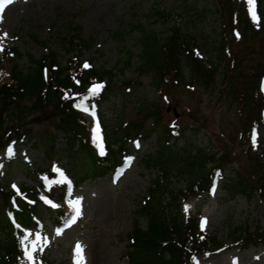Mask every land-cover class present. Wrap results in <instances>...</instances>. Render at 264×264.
I'll return each mask as SVG.
<instances>
[{
	"label": "rangeland",
	"instance_id": "rangeland-1",
	"mask_svg": "<svg viewBox=\"0 0 264 264\" xmlns=\"http://www.w3.org/2000/svg\"><path fill=\"white\" fill-rule=\"evenodd\" d=\"M221 1L209 0V5L214 9H205L201 13L192 11L190 15L183 13L180 0H13L11 5L5 7L3 15L0 16L2 46L7 50L15 48L21 54L17 64L22 70H30L31 66L27 60L29 55L32 59H38L48 54V51L53 53L61 66L68 67L70 61L77 62L83 70L115 69L114 83L106 85L104 89V96L107 95L105 100L99 106L89 103L90 112L80 109L88 126L96 119L95 113L100 112L101 121L105 126L102 128L104 135L111 140L121 139L124 134L131 133V123L141 124V134L148 132L153 120L143 114L150 109L151 104L154 105L152 109L159 110L157 130L147 138L110 143L111 150L124 146L132 155L129 169L118 177L116 182L107 174L95 180H84L74 186L73 191L69 188L68 180L60 177L59 172L48 180H45L41 173L52 165L50 163L57 162L58 166L66 164L56 153L64 143L61 134L54 131V118L50 117L47 111L41 110L16 120V123L1 117L0 188L8 190L19 185H40L43 186V191L52 194L53 200L60 195L66 204L68 202L67 205H74L80 212L69 227L63 228L56 223L54 212H50L46 207L37 209L36 214L42 221L23 239L20 249L22 257H29L31 254V264H77L80 259L76 251L77 244L83 249V264H128L124 258L128 242L126 235H129L135 222L140 228H144L145 221L138 217L136 212L142 199L146 198L151 181L162 176L159 169L168 171L165 182L175 190L184 187L187 179V176L180 174V169L193 168L188 166L189 162L179 163L175 159L164 161L155 172H145L140 168L143 155L152 153L158 144H165L162 133L168 129L167 126L174 127L175 135L177 132L180 134L179 139L172 136L170 143L177 141L180 148L190 152L205 146L209 148V153L214 154L213 164H220L222 168L220 180L216 181L215 188L209 194L190 197L185 195L179 200L183 216L198 218L203 235L214 236L220 246H228L216 253L199 255L197 264H264V242L241 250L229 245L226 230V224L229 222L233 227H249L250 231L254 226H264V204L255 193L246 200L238 194L227 195L222 188L223 180L230 174V168L244 167L243 164L247 167V145L240 137L242 135L244 139L246 136L247 130L244 133L242 130L248 127L247 123L252 116L264 108V100L261 98L263 106L258 102L253 104L252 101L251 104L246 102V105L244 100L241 107L236 94L234 99H231L223 63L214 71L207 69L210 72L204 73L207 78L204 86L186 78L184 83L175 84L171 77H167L161 87L155 90L151 85L152 78L156 76L153 67L138 74L135 71L139 65V48L136 44L138 35L132 31V27L138 23L149 27L153 25L155 31L161 33L171 21L178 24L180 22L185 30L192 33L194 41L188 42L190 46L197 44L202 48V45H208L210 39H214V34H218L220 30L224 31L226 44L233 49L235 55L249 52L252 56L251 59L245 57L246 61L241 63L240 70H250V73L255 75V66L258 75L256 80L259 81L261 75L264 77V37L252 33L242 44L240 39H232L231 42V27H236L241 33L243 30L239 24L232 23L229 27L227 6L231 1ZM200 4L201 2L197 3V6ZM153 8L165 10L166 20L163 18L154 21L148 18L147 15H150ZM215 8L220 13L219 27L213 13ZM73 26L80 28V39L90 41L89 49H81L75 44L72 50L67 52L61 45L63 39L71 37L70 29ZM118 33L122 34L121 41L116 39ZM32 37L44 44L33 42ZM3 51H0V67L3 69L0 71V84L7 82V57ZM127 52L131 53L130 67L119 73ZM206 57L204 53L201 59L207 65ZM85 64L89 67L85 68ZM260 87L261 93L264 94V81ZM8 127L13 129L11 136L25 131L26 138L22 137L17 142L2 147L5 140L11 137L4 136V128ZM15 127L18 128L16 134ZM51 144L54 152L49 151ZM228 152L231 153V158L228 157ZM222 155L226 158L217 159ZM77 161V171L84 169V157L80 156ZM65 168L69 169V166L66 165ZM70 176L77 183L74 174ZM48 205L52 207V204ZM185 205L189 206L187 212ZM1 208L3 207L0 201ZM204 220L207 223L202 230Z\"/></svg>",
	"mask_w": 264,
	"mask_h": 264
},
{
	"label": "trees",
	"instance_id": "trees-1",
	"mask_svg": "<svg viewBox=\"0 0 264 264\" xmlns=\"http://www.w3.org/2000/svg\"><path fill=\"white\" fill-rule=\"evenodd\" d=\"M230 1L231 3L227 6L229 27L234 21L241 26L243 33L240 32V43L242 44L243 40L252 33L264 37V0L256 1V15L259 18V23L247 18L245 4L238 0ZM199 2L201 4L197 6ZM180 4L183 13H188V15L192 11L201 13L205 9H214L209 5V0H180ZM213 13L216 17L217 27H219L220 13L216 8ZM147 16L154 21L163 18L166 20L165 10L158 8H153L150 15ZM221 24L224 29L223 23ZM79 31L78 26H73L70 29L71 39L62 40L61 45L68 50L67 52L71 51L75 44L79 45L81 49H89L90 41L80 39L78 37ZM132 31L138 35L136 44L139 48L137 56L139 65L135 70L136 74L153 67L156 76L152 78L151 85L155 90L161 87V83L167 77H171L175 84L184 83L186 78L195 80L199 85L204 86L207 81L204 73L211 69L214 71L220 63H223L224 74L229 81L228 91L231 99H234L236 94V99L241 107L246 102L247 104L258 102L263 106L264 103H261V97L258 93L255 66L253 68L255 75L251 74L250 70H244L245 72L240 70V65L246 59L245 57L251 59L252 56L248 54L249 52L235 55L233 49L226 44L224 31L221 32L220 30L218 34H214V39H210L208 45H202V48L197 44L188 45V42L194 41V38L191 36L192 33L185 30L180 22L178 24L170 21L166 30L161 33L155 31L153 25L149 27L139 23L132 27ZM230 32L232 33V27ZM193 34L198 33L193 32ZM121 38V33L116 34V39L121 41ZM232 39L235 41L231 35V42ZM31 40L37 44H44L35 37H32ZM201 49L204 50L205 57L207 55L209 69L194 53L196 50L199 54H204ZM4 54L7 57L5 59L8 68L7 75H5L7 82L0 84V126L2 116L7 121L16 123V120L28 117L37 111H47L49 116L54 118L55 133L61 134L64 143V146L56 153L59 154V158L66 161L62 168L64 172L70 175L74 174V179L77 181L76 185L84 180L102 178L120 164L122 157L128 154V149L124 146H119L115 150L108 149L107 147L111 142L122 141L124 143L126 140L144 139L157 130L159 110L157 108L152 109L151 107L154 105L151 104L150 109L143 114L144 117H150L153 120L152 127L148 132L145 131L141 134L143 132L141 131V124L131 123L129 125L132 129L131 133L124 134L123 138L111 140L109 137H104L107 141L106 149L108 151L104 157H96L93 143L88 137L84 122L80 115L75 112L74 106L80 101L87 104L93 98L94 95L85 90L86 86L91 83L104 82L107 83L106 85L114 83L115 69L83 70L77 62L75 64L70 61H68V67L61 66L58 65L53 53L48 51V54L38 59H32L30 55H27L31 67L30 70L24 71L17 64L21 54L15 48L10 49L9 53L4 52ZM256 55L260 56L259 53ZM130 58L131 53L127 52L118 70L119 73L130 67ZM117 64L119 65V63ZM2 70L0 67V71ZM73 92L78 93L77 98L71 96L70 93ZM105 93L101 92L97 95L98 103L105 100L107 96H104ZM261 109L249 120L248 127L242 130V133L247 130L244 139L242 135L240 137L247 145L245 155H247L246 160L249 165L247 164L246 167L243 164L246 168H230V174L223 180L222 188L227 195L238 194L246 200H249L255 193L259 201L264 204V134L261 131L258 132L257 147L251 146L248 142L250 127L258 129L261 123ZM102 125L105 128L103 121ZM14 130H16V134L18 128L15 127ZM13 133L12 128H4L6 138ZM25 134L23 131V133L11 137L18 138L25 136ZM162 136L164 142H168V144H158L152 153L143 155L140 159V168L145 172L148 170L155 172L164 161L169 159H175L181 163L187 161L189 162L188 166L193 168L180 169V174L187 176V179H185L184 187L175 190L165 182L168 171L159 169L162 176L155 177L151 181L147 199L142 201L136 212L138 217L144 219L145 226L142 229L135 222L129 235H126L128 243L125 257L128 264H190V256L220 248V243L214 236L207 237L200 232L198 233L196 218L191 215L183 217L179 206V200L183 199L185 195L190 197L207 193L211 179L222 173L220 164H213L214 154L209 153V148L205 146L196 148L195 152H190L188 149L180 148L177 141H174L173 144L169 143L170 135L167 129L162 133ZM11 137L5 140V143ZM231 146L228 147L231 148ZM49 151H55L52 144L49 146ZM80 156H83L87 163L85 161V168L77 171L75 161L78 162L77 159ZM228 157L231 158V153ZM220 158L223 160L226 157L222 155L217 159ZM66 165L69 166V169L65 168ZM189 176L192 178L190 179ZM9 198L15 199V201H23L17 202L18 207L14 216L20 227L24 229L31 227V215L36 214L42 203L39 200L38 192L29 186L21 187L20 195L13 194L11 191L4 192L0 189V201L3 207L0 209V264H24L20 260L17 248L21 233L18 229L10 226L3 213V209L8 208ZM226 225L227 238H229L230 244L247 248L248 246H258L264 242V226H254L250 231L249 227L246 226L233 227L231 222Z\"/></svg>",
	"mask_w": 264,
	"mask_h": 264
},
{
	"label": "snow or ice",
	"instance_id": "snow-or-ice-1",
	"mask_svg": "<svg viewBox=\"0 0 264 264\" xmlns=\"http://www.w3.org/2000/svg\"><path fill=\"white\" fill-rule=\"evenodd\" d=\"M246 2L250 5L249 11L250 14L254 20V22L259 23V18L256 16L255 13V0H246ZM13 3V0H0V16L3 15L4 11H5V7L8 5H11ZM6 36V34H5ZM237 37L239 38V34L237 33ZM2 41L3 38H0V51H3V46H2ZM85 68H88L89 65L85 64L84 65ZM103 87V85H95L93 86L92 89H90V92L94 95L96 93H98V91ZM95 134H96V139L98 141H100V146H101V154H103V148H102V138L100 136V130H99V125H96L95 128ZM9 152H11V149H9ZM79 203V202H77ZM189 206L185 205V211H188ZM80 214L79 212V208L76 209V215L78 216ZM207 223L206 220L202 221V230H203V226ZM76 251H77V255L80 257V259L77 261V264H83V249L81 247L80 244L76 245ZM29 259H32L31 254H29Z\"/></svg>",
	"mask_w": 264,
	"mask_h": 264
}]
</instances>
